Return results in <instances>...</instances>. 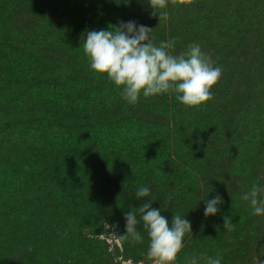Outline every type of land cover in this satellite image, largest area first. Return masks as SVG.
<instances>
[{
	"label": "trees",
	"instance_id": "1",
	"mask_svg": "<svg viewBox=\"0 0 264 264\" xmlns=\"http://www.w3.org/2000/svg\"><path fill=\"white\" fill-rule=\"evenodd\" d=\"M108 1L0 0V264H116L117 255L140 262L149 237L138 208L151 199L169 223L174 214L191 222L175 264L201 254L248 264L246 231L258 233V217L242 224L220 208L204 215L195 137L227 127L237 136L245 98L264 92V0L169 2L162 21L149 0H134L133 21L152 29L153 43L175 39L169 51L177 56L198 44L222 69L213 98L197 107L212 120L204 133L139 113L90 68L84 39ZM169 94L159 95L162 113ZM140 187L150 197L138 199ZM132 209L141 242L126 235ZM111 232L120 251L107 239Z\"/></svg>",
	"mask_w": 264,
	"mask_h": 264
},
{
	"label": "clouds",
	"instance_id": "2",
	"mask_svg": "<svg viewBox=\"0 0 264 264\" xmlns=\"http://www.w3.org/2000/svg\"><path fill=\"white\" fill-rule=\"evenodd\" d=\"M118 2V0H117ZM169 2L175 5H191L194 0H149L153 17L159 15L160 21L167 18L165 9ZM152 29L137 25L135 21H120L109 30L87 31L83 51L89 59L90 68L114 82L121 89L120 95L129 104L145 98L175 93L177 100L188 107H200L211 100V89L219 82L222 69L213 63L198 44L188 45V50L173 55L170 49L175 47V39L161 41L157 46L150 35ZM134 173V169H133ZM138 199L150 197L148 187L136 191ZM243 200L249 201L254 215L264 214V187L253 184L250 191L244 193ZM151 199L139 206L138 211L147 231L149 245L147 258L153 264H175L177 255L184 247V237L192 233L191 222L184 216L174 214L171 223L161 214V210L152 207ZM223 198L217 194L214 199L206 200L204 215H215ZM126 235L133 242H141L137 231V210L125 212ZM225 229L231 228L230 218L225 217ZM221 264V258L201 254L188 259L187 264Z\"/></svg>",
	"mask_w": 264,
	"mask_h": 264
},
{
	"label": "rangeland",
	"instance_id": "3",
	"mask_svg": "<svg viewBox=\"0 0 264 264\" xmlns=\"http://www.w3.org/2000/svg\"><path fill=\"white\" fill-rule=\"evenodd\" d=\"M108 2V9L99 11L100 22L92 25L94 31L109 30L111 26L115 28L120 21L128 22L135 19L134 0ZM218 86L217 83L212 89L216 91ZM166 99L167 110L163 113L158 110V106L165 101L159 95L148 98L141 95L139 101L133 105L139 106V113L149 115L158 123L174 128L183 130L197 128L196 130L203 132V129L211 124L212 120L199 108L188 107L182 102L176 103L172 93ZM243 104L236 119L240 124L235 130L238 131L237 136L231 133L230 127H227L228 131H224L223 134L218 131L217 137L202 135L195 137L201 146V155L196 165V182L199 190L197 196L202 204H206V200L214 199L219 194L223 198V203L218 207L227 213H237L242 224H246L250 216L258 217L256 224L258 233L250 234L246 231L252 242H246L244 249L251 255L248 264H264V214L254 215L250 202L242 199L253 184L264 187V92H257L255 89L249 99L245 98ZM107 239L112 249L117 251L122 249L121 240L116 234L111 232ZM116 264H153V261L146 257L135 263L117 255Z\"/></svg>",
	"mask_w": 264,
	"mask_h": 264
}]
</instances>
